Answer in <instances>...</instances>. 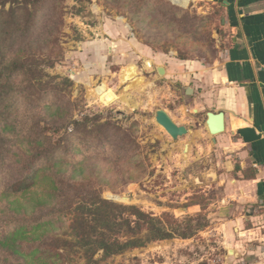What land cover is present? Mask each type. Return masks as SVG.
Segmentation results:
<instances>
[{"label":"rangeland","instance_id":"374dc122","mask_svg":"<svg viewBox=\"0 0 264 264\" xmlns=\"http://www.w3.org/2000/svg\"><path fill=\"white\" fill-rule=\"evenodd\" d=\"M174 1L179 6L170 0H0V187L25 153V143L16 147L17 123L24 131L37 124L61 144L53 153L63 159V195L94 190L103 200L140 209L172 234L150 241L151 226L142 223L144 246L115 255L75 247L62 264L230 263L226 240L233 235L217 215L224 208L219 175L229 160L195 130L202 120L186 108L191 94L183 89L193 85L191 62L209 67L221 59L222 12L212 0ZM129 66L140 83H122ZM96 90L116 98L106 103ZM55 104L64 111L58 133L49 130ZM159 109L183 119L197 115L190 129L202 138L193 153L188 147L184 156L189 133L173 140L155 122ZM50 164L44 158L35 167ZM44 199L0 197V264H29L35 247L42 254L52 237L68 233L71 216L44 217L60 207L59 199ZM17 245L22 255L14 252ZM40 255L36 264L52 261Z\"/></svg>","mask_w":264,"mask_h":264},{"label":"crops","instance_id":"0c3cea01","mask_svg":"<svg viewBox=\"0 0 264 264\" xmlns=\"http://www.w3.org/2000/svg\"><path fill=\"white\" fill-rule=\"evenodd\" d=\"M212 2L221 8L226 49L214 66L191 62L187 77L193 85L187 87L191 95L185 106L200 114L203 125L195 130L202 137L207 135L211 150L229 160L221 163L225 168L219 175L224 178V208L217 212L233 235L226 240L232 250L228 249L231 257L225 261L264 264V0ZM187 88H183L185 94ZM97 92L99 97L105 93ZM167 112L178 126L187 129L193 153L202 138L190 129L197 115L183 119ZM209 112L224 114V131L216 136L209 134L206 125Z\"/></svg>","mask_w":264,"mask_h":264},{"label":"trees","instance_id":"16d2710c","mask_svg":"<svg viewBox=\"0 0 264 264\" xmlns=\"http://www.w3.org/2000/svg\"><path fill=\"white\" fill-rule=\"evenodd\" d=\"M170 1L178 5L174 0ZM55 106L57 108L53 115L57 118L51 121L49 130L58 133L65 126L63 122L59 121L64 111L60 110V106L56 104ZM17 125L19 128L15 134L16 147L21 148L22 143H25L23 148L25 153L20 156L18 166L8 169L4 175L3 184L0 187V197L29 198L35 196L37 200L53 199L55 197L56 200L59 199L58 206L60 207L57 210L50 211L52 213H48L44 217L48 218L51 214L55 217L58 215L71 216L68 233L52 237L47 247L48 251H43L42 254V251L39 252V247H35L30 252L29 257L36 259H33V262L31 261L29 264H36L39 260L37 254H41L40 256L46 255L47 257L44 256V259L48 260L47 262L52 260L48 264H62L63 254L67 250L69 252L73 251L75 247H78V249L87 247L86 251H92L93 253L101 250L104 254L112 255L129 248L142 247L145 245V238L140 233L142 223L151 226V236H149L150 234L146 236L148 240L171 238L172 234L170 232L156 228L155 223H157V220L155 218L143 213L136 207H127L103 200L98 194H95L94 190L85 193L84 196H78V198L69 195V193L66 194L65 191L63 195L62 187L58 186L60 183L58 175H60L63 159L56 157L53 153L61 144L53 143L51 137L46 134L45 128H41L37 124L31 126L27 131H24L26 126L20 123H17ZM74 125L78 126V123L74 122ZM1 141L5 142V140ZM43 157L47 158V161L51 164L46 168H36L35 164L38 160L44 159ZM41 185H44V187L41 188ZM76 185L73 182L70 188L74 190ZM38 191L39 193H37ZM39 227H36L35 230ZM102 230H106L108 234ZM35 234L33 233V235ZM2 240L6 241L7 235H4ZM15 240H11L13 245H16ZM18 247L19 245H17L14 252L22 255V250ZM27 261L30 262V260Z\"/></svg>","mask_w":264,"mask_h":264},{"label":"water","instance_id":"95a60500","mask_svg":"<svg viewBox=\"0 0 264 264\" xmlns=\"http://www.w3.org/2000/svg\"><path fill=\"white\" fill-rule=\"evenodd\" d=\"M158 72L159 74H161L162 70L159 69ZM186 91L187 94H189L188 92L191 91V89L187 88ZM223 117H224L223 112H217V113L209 112L207 114L206 125L209 134L211 136H216L224 131ZM155 122L159 126H161L173 140H177L178 138L186 136L188 133L187 129L184 126H178L164 110L159 109L155 112ZM186 150H187V146L184 147L183 151L186 152ZM113 198L117 200L121 199L118 196H115ZM124 199L127 200L128 198L123 197V200Z\"/></svg>","mask_w":264,"mask_h":264},{"label":"bare ground","instance_id":"6f19581e","mask_svg":"<svg viewBox=\"0 0 264 264\" xmlns=\"http://www.w3.org/2000/svg\"><path fill=\"white\" fill-rule=\"evenodd\" d=\"M136 76H137V73H136V69L134 67H132V66L126 67L122 73V82L123 83H125V82L126 83H140L142 80L137 78ZM103 95H104V101L106 103H111L115 100V96L111 93H107L106 95L105 94H103ZM185 146H187V145H185ZM187 148H188V146H187ZM186 153H187V150H186V152H184V156Z\"/></svg>","mask_w":264,"mask_h":264}]
</instances>
